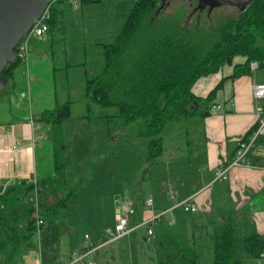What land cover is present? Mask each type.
<instances>
[{
  "label": "rangeland",
  "instance_id": "obj_1",
  "mask_svg": "<svg viewBox=\"0 0 264 264\" xmlns=\"http://www.w3.org/2000/svg\"><path fill=\"white\" fill-rule=\"evenodd\" d=\"M136 1L91 0L83 6H69L65 10L62 24L58 23V28L54 31L53 40L45 45L48 53L46 67L33 68L37 77L32 82V88L31 74L28 77L26 63L20 61L15 68L14 86L7 93L5 91L9 87L0 92V100L2 97L12 99L14 96H21L22 104L14 110L18 118L31 116L29 98L27 99L31 92L34 113L70 105L71 118L63 122L65 158L69 164L63 172L64 179L61 178L57 188L62 199L71 194L66 208L58 218L62 239H67L62 244L68 247L71 245V248L77 247L85 235H89L92 241L99 240V244L106 242L107 227L114 226L115 214L125 213V207H128L130 217L137 221L151 212L153 207L148 205L149 198L155 199L156 205L158 204L161 197L157 194H164L160 189L172 184L171 178L179 167L159 157L148 162L149 139L139 135L138 122L123 125L118 120L104 117L113 115L116 109L90 104L86 98L87 80L98 75L104 64L99 43L112 42L117 38L112 35L115 33H111L115 30V22H124ZM197 6L194 0H163L162 8L156 15L159 28L166 27L168 31H186L190 34H196L199 30L203 38L211 39L224 20L239 16L237 8L221 7L210 11L205 8L198 10ZM57 18L56 16L55 22ZM107 27L110 29L107 30ZM49 31L41 39L34 38L31 41L29 64L32 57L45 56L43 53L32 52V46L44 39ZM51 63L58 70L55 78L49 68ZM91 72L94 73L93 76ZM258 75L264 76V68L258 71ZM24 93L27 96H24L25 99ZM197 114L192 117H196L198 125ZM39 125L45 134H49L51 125L48 122L44 120ZM176 125L173 133L167 137V146L172 144L180 147L181 138L176 132L180 126ZM187 131L190 132L189 128ZM51 136L52 141L45 142V152L40 156L41 167L47 164L54 151L53 134ZM187 136L186 132L182 133L183 138ZM45 170L52 172V169ZM129 210L136 214L132 216L133 213ZM149 228L156 232L158 223L140 226L130 236L100 248L95 256L98 264H157V241L155 238L148 241ZM202 231L203 229L197 232L195 237ZM203 238L207 237L204 235ZM204 244L209 261L203 260L200 264H212V243L206 239ZM31 260H34L33 256L29 261Z\"/></svg>",
  "mask_w": 264,
  "mask_h": 264
},
{
  "label": "trees",
  "instance_id": "obj_2",
  "mask_svg": "<svg viewBox=\"0 0 264 264\" xmlns=\"http://www.w3.org/2000/svg\"><path fill=\"white\" fill-rule=\"evenodd\" d=\"M79 1L82 5L91 2ZM54 4L50 25L59 16ZM161 8L162 0L135 2L120 34L103 46V68L87 80L86 88L90 104L116 109L113 115L104 117L123 125L138 122L139 135L149 139L148 162L162 156V133L169 122L187 119L199 112L202 100L195 97L192 89L201 77L217 74L236 57L246 61L235 66L233 79L250 74L252 62L264 68V0L253 1L244 11L238 9L239 16L224 20L211 39L203 38L199 30L190 34L159 28L156 15ZM19 63L18 59L6 66L3 75L7 78V87L13 85ZM220 86L209 93L208 103L214 101ZM41 116V120L51 124L54 172L58 174L69 164L65 158L63 122L71 118L70 105L46 110ZM255 129L244 140L248 141ZM61 178L64 179L56 175L43 178L22 190L21 196L17 187H9L0 195V264H12L22 245L29 240L31 244L37 234L36 209L32 202L35 188L40 195L41 216L45 219L42 230L54 225L59 210L66 207L71 195L60 198L57 185ZM187 239L171 229L160 231L156 237L157 264H200L195 245ZM238 242L236 224L223 217V223L214 228L212 264H242L236 257ZM243 243L251 255L261 257L264 246L261 236L248 235Z\"/></svg>",
  "mask_w": 264,
  "mask_h": 264
},
{
  "label": "crops",
  "instance_id": "obj_3",
  "mask_svg": "<svg viewBox=\"0 0 264 264\" xmlns=\"http://www.w3.org/2000/svg\"><path fill=\"white\" fill-rule=\"evenodd\" d=\"M77 5L78 7L83 6L79 0H59L54 4L53 8L56 7L59 12L56 22L54 18L47 36L32 46V52L35 54L43 53L45 56L32 57V64L30 62L29 67L26 65L28 77L31 74V81L29 79L31 88L32 82H35L37 77L33 68L46 67L45 61L46 56H48L46 43L53 40L54 31L58 28V23L62 24L65 10L69 6L75 8ZM126 20L115 22L113 28L115 30L111 32L115 33L112 34L115 35V38ZM108 29L110 28L107 27ZM112 42L99 43L100 49L103 51V46ZM245 61L243 57H236L231 64L225 65L217 74L201 77L195 83L192 92L195 97L202 100L197 114L199 124L197 125L195 122L196 117L180 119L169 122L162 133L164 150L159 158L165 159L170 164L179 165L176 168L177 173L171 178V183L174 186L169 184L160 189L164 194H157L158 197H161L157 205L155 199L149 198L153 200V205L150 206L153 207V210L144 214L138 221L131 218L129 213L130 227L133 230L131 233H133L138 227L144 226L147 221L165 210L187 199H192L197 206L196 213H185L180 209L173 214L166 213L159 222H155L158 223V230L153 231L155 239L160 231L167 229L178 232L180 236H186L188 242L195 245L200 263L204 262L203 260L209 261V254L207 255L205 251L204 242L206 239L211 241L213 247L214 228L217 224L223 223V217H227L236 224L238 229L237 259L242 264H264L262 256L256 258L251 255L243 243V239L251 234H258L264 239V170L261 168L262 157L255 151H251L246 156L249 166L232 169L233 171L228 173L229 178L227 180H215L217 170L228 164L236 155L238 141L244 139L257 126L259 120L256 110L258 103L253 97L252 87L254 83H264V76L259 77L258 75L261 68L256 70L252 68L250 74L232 78L235 66L243 64ZM49 68H51V74L55 78L57 68L53 63ZM93 75L94 73L91 72V76ZM219 84L221 86L214 101L208 103L206 101L207 96ZM13 86L14 82L5 91L6 86L5 93ZM24 96L27 97L26 93L23 94V99H25ZM27 99L32 114L23 118H18L14 113V110L22 104L21 96H14L12 99L2 97L0 100V190H2L0 195L9 187H17L18 195L21 196L22 190L36 185L43 178L52 175L64 177V171L58 174L54 172L53 154L47 164L40 166V156L45 152L43 150L44 144L46 141H52V129L50 127L49 134L43 132V128L39 125L41 121H44L41 120L42 112H33L32 92ZM213 105L220 106V108L204 115L209 112ZM49 125L51 124L49 123ZM175 125L176 127L180 126L176 130L181 138L180 147L172 144L167 146L166 142L167 137L169 138L173 133ZM188 128L190 132L187 131ZM183 132H186L188 136L183 138ZM45 169H52V172H45ZM183 170L185 171L183 172ZM167 171L166 175H168ZM65 208L62 207L59 210V216ZM124 209L126 212L128 207ZM134 211L136 212L135 208ZM134 211L129 210L133 213L132 216L136 214ZM122 213L115 214L114 223ZM173 219L174 224L172 225ZM58 224L57 219L50 229L43 231L40 235L36 234L31 240V244L30 240L23 244L12 264H52L59 259L67 260L72 251L80 247L82 241L75 248H71V245L68 247L62 244L67 239H62L61 228ZM201 229L203 231L198 237H195ZM204 235L207 238H203ZM93 242L95 244L100 243L99 240ZM32 256L34 260L29 261Z\"/></svg>",
  "mask_w": 264,
  "mask_h": 264
},
{
  "label": "built area",
  "instance_id": "obj_4",
  "mask_svg": "<svg viewBox=\"0 0 264 264\" xmlns=\"http://www.w3.org/2000/svg\"><path fill=\"white\" fill-rule=\"evenodd\" d=\"M50 19H51V8L48 6L44 11L43 15L37 20V22L33 25L31 30L29 31L26 38H23L18 46L16 47V51L18 54V59L26 63L29 67V51L31 41L34 38L41 39L46 31L50 29ZM259 64L257 62L252 63V68L256 70ZM253 97L255 101L258 103L257 105V113L259 115V120L256 126L255 131L251 135L248 141L244 139H240L238 141V148L236 155L234 158L226 165L220 167L217 170L215 180H227L228 173L236 168L242 166H249L250 164L247 163L246 156L251 151H255L259 156L262 157V166L261 168L264 170V83H254L253 85ZM220 106L213 105L209 109V113L214 112L215 110L219 109ZM32 202L35 207V217H36V225H37V234L40 235L44 230L43 227L45 225V219L41 216V208H40V195L35 188ZM148 205H153V200H148ZM182 210L185 213H196L197 206L194 204L192 199H187L178 205L168 209L167 211L157 215L156 217L152 218L151 220L147 221L144 225L151 226L152 223L160 221L166 213L173 214L176 210ZM172 225L174 224V219L172 221ZM130 218L129 213L126 211L122 215L117 218L116 223L114 226L107 227L105 233L107 237V241L103 244H95L89 235H85L84 239L81 242V245L78 249H76L67 260L59 259L57 262L52 264H98L96 260V253L97 251L109 244H112L126 236H128L133 230L130 227ZM148 235L150 238L148 241H152L154 238V231L152 228L148 229ZM262 259L264 260V246L262 250Z\"/></svg>",
  "mask_w": 264,
  "mask_h": 264
},
{
  "label": "water",
  "instance_id": "obj_5",
  "mask_svg": "<svg viewBox=\"0 0 264 264\" xmlns=\"http://www.w3.org/2000/svg\"><path fill=\"white\" fill-rule=\"evenodd\" d=\"M54 1L56 0H0V92L5 90L8 83L3 75L6 66L18 60L16 47L27 37L33 25ZM194 1L199 2L200 10L206 7L210 11L214 8L229 7L244 11L255 0Z\"/></svg>",
  "mask_w": 264,
  "mask_h": 264
},
{
  "label": "flooded vegetation",
  "instance_id": "obj_6",
  "mask_svg": "<svg viewBox=\"0 0 264 264\" xmlns=\"http://www.w3.org/2000/svg\"><path fill=\"white\" fill-rule=\"evenodd\" d=\"M194 2H196V3L199 5V2H198V1H194ZM197 7H198V6H197ZM205 9L207 10V9H209V8H208V7H206Z\"/></svg>",
  "mask_w": 264,
  "mask_h": 264
},
{
  "label": "bare ground",
  "instance_id": "obj_7",
  "mask_svg": "<svg viewBox=\"0 0 264 264\" xmlns=\"http://www.w3.org/2000/svg\"><path fill=\"white\" fill-rule=\"evenodd\" d=\"M245 17H246V16H245ZM241 19H242V18H241ZM245 24H246V23H245ZM251 26H252V25H250L249 27H251ZM253 27H254V25H253ZM253 27H252V28H253ZM243 28H245V27H243ZM245 29H246V28H245ZM228 65H229V64H228ZM233 70H234V69H233ZM149 153H150V152H149ZM232 171H233V170H232Z\"/></svg>",
  "mask_w": 264,
  "mask_h": 264
}]
</instances>
